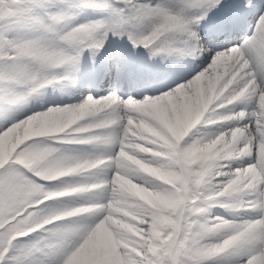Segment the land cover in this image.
I'll list each match as a JSON object with an SVG mask.
<instances>
[{"label": "snow or ice", "instance_id": "snow-or-ice-1", "mask_svg": "<svg viewBox=\"0 0 264 264\" xmlns=\"http://www.w3.org/2000/svg\"><path fill=\"white\" fill-rule=\"evenodd\" d=\"M0 264H264V0H0Z\"/></svg>", "mask_w": 264, "mask_h": 264}]
</instances>
